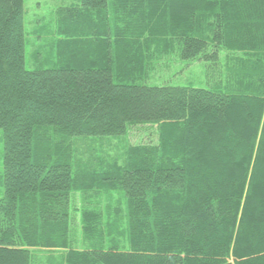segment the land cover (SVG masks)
<instances>
[{
  "label": "trees",
  "instance_id": "1",
  "mask_svg": "<svg viewBox=\"0 0 264 264\" xmlns=\"http://www.w3.org/2000/svg\"><path fill=\"white\" fill-rule=\"evenodd\" d=\"M24 3L0 0V264L43 252H66L58 264H264V0H81L58 26L72 37L59 68L34 71ZM163 53L205 63L209 82L225 53V80L143 85ZM140 125L157 126L156 144L76 170L74 140ZM93 193L122 194L125 210L112 224L84 209L79 251L76 196Z\"/></svg>",
  "mask_w": 264,
  "mask_h": 264
},
{
  "label": "rangeland",
  "instance_id": "2",
  "mask_svg": "<svg viewBox=\"0 0 264 264\" xmlns=\"http://www.w3.org/2000/svg\"><path fill=\"white\" fill-rule=\"evenodd\" d=\"M25 7V60L29 71L59 68L55 63L58 60V49L61 43L71 40L67 29L59 28L65 23L63 13L74 9H81V0H24ZM80 33V32H77ZM76 33V34H77ZM79 37V35H77ZM60 41H62L60 43ZM161 58L153 60V69H149L148 79L142 81L147 86H173L194 87L216 90L217 85L225 80V72H221L225 53L222 54L221 66L214 70L211 78L207 81L205 63L182 62L173 55L163 53ZM158 140L157 126L140 125L128 128L125 136L121 138H103L92 141L74 140L73 164L77 171L96 169L102 171L122 164L125 153L129 146L155 143ZM4 136L0 130V198L4 194ZM92 208L111 215V223L115 220L117 212L125 210V199L120 193L111 195L95 193L87 196H76V216L73 226V234L77 240V249L82 251L84 234L81 213L84 209ZM99 210V209H98ZM121 213V212H120ZM111 237L119 236L121 228L117 225L106 224ZM107 232V231H106ZM66 252H43L38 254L35 264H58L65 258Z\"/></svg>",
  "mask_w": 264,
  "mask_h": 264
}]
</instances>
